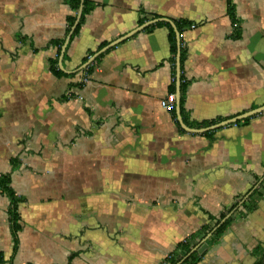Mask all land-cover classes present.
Wrapping results in <instances>:
<instances>
[{
	"label": "crops",
	"instance_id": "1",
	"mask_svg": "<svg viewBox=\"0 0 264 264\" xmlns=\"http://www.w3.org/2000/svg\"><path fill=\"white\" fill-rule=\"evenodd\" d=\"M85 1L93 8L62 70L51 42L65 43L79 10L69 0H0V176L21 199L14 254L11 203L0 190L2 264H161L251 197L256 207L232 211L197 264H255L264 251V113L185 130L164 104L174 83L177 94L166 27H146L81 69L151 20L186 21L184 124L200 130L239 117L264 106V0ZM57 57L64 76L52 71Z\"/></svg>",
	"mask_w": 264,
	"mask_h": 264
},
{
	"label": "trees",
	"instance_id": "2",
	"mask_svg": "<svg viewBox=\"0 0 264 264\" xmlns=\"http://www.w3.org/2000/svg\"><path fill=\"white\" fill-rule=\"evenodd\" d=\"M81 2L82 0H69V5L70 8L72 9V11L74 13H76L80 6H81ZM93 6L91 4H89L87 1L84 2V8H83V15L82 18L80 20V23L77 27V29L75 30V33L73 35L76 36L78 35L81 26L85 20V16L92 10ZM229 13L232 17L233 23L235 24V35L238 36L239 35V23L234 11V8L231 4V2L229 3ZM76 20L75 16H70L68 18V29L67 32H70L72 26L74 25V22ZM146 21L145 20H141L140 24H144ZM191 25L189 22L186 21H179L176 23V26L178 28L179 32H182L187 26ZM166 27L169 30V41L171 43V47H172V52L174 55L177 54V43H176V36H175V31L172 28V26L168 23H164V22H160L157 23L156 25H152L150 27H148L146 30H151L154 27ZM64 44V41H53L51 42V45L55 46L58 48V54L57 56L59 57V55L61 54V50H62V46ZM103 46H106V44H104ZM185 56V52L183 50H181V59L183 61ZM58 57L55 60L51 61V68L52 71L57 75V76H64L65 73L63 71H61L58 67ZM87 61V60H86ZM87 73L91 72L90 67L86 70ZM176 91V87H175V83L172 86L171 92L175 94ZM185 91V84L181 83V92L182 94ZM73 97V95L68 96V98ZM182 107H183V102H182ZM215 124V122H205L202 123L200 125H194L196 128H200V127H208ZM10 177L8 175H3L0 176V190L3 192V194H5L11 203V207H10V214H11V220L13 223V229H14V236H15V245H14V254L17 252L18 250V237H17V233L18 231L21 229V226L19 225L18 221H19V217L17 214V208L19 203L21 202V199H19L18 197H16L15 193L13 192V190L10 187ZM241 201V199H240ZM240 201H237L234 206L231 209H226L224 210V212L220 215L219 218H213L211 217V224L210 225H206L204 227H202L199 231L195 232L194 234H192L190 237H188L187 239H185L183 242H181L180 244H178L177 249L174 253L170 254L161 264H177L193 247H195L196 245L199 244V242L201 240L204 239V237L213 230V228L220 223L224 218H226L232 211L236 210L237 213L235 212V214H240V215H244L246 212L251 211L252 209H254L256 207V204L253 200V198H249L248 200L244 201L242 204H240ZM230 216L222 225H220L212 234V236L209 238V240L199 249V251L195 252L194 254H192L187 260H185V262L183 264H197L201 258V252L205 249V247L207 245H212L213 243L217 242L220 240V238L222 237V235L228 230V228L230 227L231 223L234 221V216ZM4 262V257L2 254H0V264H2ZM255 264H264V251H262L260 254H258L257 256V260L255 262Z\"/></svg>",
	"mask_w": 264,
	"mask_h": 264
},
{
	"label": "water",
	"instance_id": "3",
	"mask_svg": "<svg viewBox=\"0 0 264 264\" xmlns=\"http://www.w3.org/2000/svg\"><path fill=\"white\" fill-rule=\"evenodd\" d=\"M84 4V0H82V4L80 6V9L78 11V14H77V17H76V21L74 23V25L72 26L71 28V31L69 33V35L67 36V39L63 45V48H62V54H61V59H60V68L63 70V62H62V58L65 54V51H66V48L76 30V28L78 27L79 23H80V20H81V17H82V14H83V5ZM159 22H167L169 23L174 31H175V34H176V39H177V44H178V52H177V94H176V104H177V108H176V111H177V114H178V117H179V123L180 125L187 131H190V132H195V133H198V132H206V131H211V130H216L220 127H223V126H227V125H230V124H233V123H236L238 121H242L246 118H250V117H253V116H256V115H259V114H262L264 113V106L262 107H259L257 109H254L252 111H249L248 113H245L244 115H241L239 117H236V118H233V119H229V120H226V121H223L221 123H218V124H215L213 126H210L208 128H204V129H200V130H196V129H190L188 128L183 120H182V117H181V108H180V104H181V86H180V75H181V35L177 29V26L175 25L174 22H172L171 20L169 19H166V18H158V19H154V20H151L147 23H145L143 26L139 27L138 29L134 30L133 32H131L130 34L124 36V37H121L120 39H117L115 40L114 42L110 43L109 45L103 47L101 50H99L96 54H94L83 66H82V69L81 70H84L86 69L89 65H91L94 61H96L103 53H105L106 51H108L110 48L118 45L120 42H122L123 40L127 39L128 37L132 36L133 34H135L136 32L138 31H141L143 29H145L146 27H149V26H152L154 24H157ZM232 215V212L226 217L224 218L220 223H218L211 232H209L203 240H201L199 242L198 245H196L195 247H193L177 264H183L185 262V260H187L192 254H194L195 252L199 251V249L207 242V240L212 236V234L214 233V231L220 226L222 225L230 216Z\"/></svg>",
	"mask_w": 264,
	"mask_h": 264
},
{
	"label": "built area",
	"instance_id": "4",
	"mask_svg": "<svg viewBox=\"0 0 264 264\" xmlns=\"http://www.w3.org/2000/svg\"><path fill=\"white\" fill-rule=\"evenodd\" d=\"M165 107L171 111V112H174L175 109H176V97H175V94L172 93L168 96V98L166 99L165 101Z\"/></svg>",
	"mask_w": 264,
	"mask_h": 264
}]
</instances>
